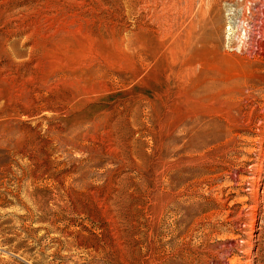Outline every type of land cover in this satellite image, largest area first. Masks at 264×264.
Instances as JSON below:
<instances>
[{
	"label": "rangeland",
	"instance_id": "rangeland-1",
	"mask_svg": "<svg viewBox=\"0 0 264 264\" xmlns=\"http://www.w3.org/2000/svg\"><path fill=\"white\" fill-rule=\"evenodd\" d=\"M0 264H264V0H0Z\"/></svg>",
	"mask_w": 264,
	"mask_h": 264
},
{
	"label": "bare ground",
	"instance_id": "bare-ground-1",
	"mask_svg": "<svg viewBox=\"0 0 264 264\" xmlns=\"http://www.w3.org/2000/svg\"><path fill=\"white\" fill-rule=\"evenodd\" d=\"M144 3V2H143ZM145 3L147 4V1H145ZM144 5V4H143Z\"/></svg>",
	"mask_w": 264,
	"mask_h": 264
}]
</instances>
